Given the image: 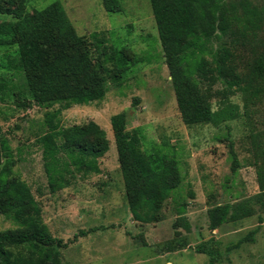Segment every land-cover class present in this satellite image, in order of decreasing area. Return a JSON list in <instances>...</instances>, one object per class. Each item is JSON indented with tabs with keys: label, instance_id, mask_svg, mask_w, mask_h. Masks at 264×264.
<instances>
[{
	"label": "rangeland",
	"instance_id": "rangeland-1",
	"mask_svg": "<svg viewBox=\"0 0 264 264\" xmlns=\"http://www.w3.org/2000/svg\"><path fill=\"white\" fill-rule=\"evenodd\" d=\"M57 1L79 35L102 33L108 45L125 48L142 60L103 101L61 110L55 124L71 127L95 122L106 132L110 150L100 159L81 157L96 171H75L69 187L51 193L36 139L49 131L47 115L62 107L35 105L25 88L17 46L0 47V78L9 83L10 94L5 101L0 99L2 137L11 147L13 176L30 187L51 235L68 243L60 249L61 264H264V208L255 201L264 181L260 174L264 172V95L249 106L246 115L245 95L237 92L230 97L239 106L235 120L220 126H187L149 0H120L122 12L107 11L103 0H23L29 14ZM226 1H247L263 18L260 31L245 35L240 30L234 36L213 39L210 46L214 50L230 46L238 73L247 77L251 65L264 59V0ZM21 2L0 0V23L13 21L12 12ZM223 88L221 83L214 86L216 91ZM220 99L212 100L215 111L221 107ZM122 112L127 115L128 130L137 129L144 136L145 152L162 151L157 146L166 145L168 152H163L177 157L183 174L182 185L153 223L135 221L129 208L111 125L112 116ZM230 143L240 161L236 174L231 168ZM6 164L3 158L0 169ZM250 199L253 216L218 229L210 227L212 208ZM181 203L187 204L182 217ZM17 228L15 220L0 213V232Z\"/></svg>",
	"mask_w": 264,
	"mask_h": 264
},
{
	"label": "trees",
	"instance_id": "trees-1",
	"mask_svg": "<svg viewBox=\"0 0 264 264\" xmlns=\"http://www.w3.org/2000/svg\"><path fill=\"white\" fill-rule=\"evenodd\" d=\"M149 1L184 124L220 126L235 120L239 106L233 105L230 97L237 92L245 95L248 115L249 106L264 95V59L255 61L247 77H242L230 46L216 50L210 46L213 39L234 36L240 30L245 35L260 31V11L247 1ZM103 4L109 12L123 10L120 0H103ZM12 13L13 21L0 23V47L17 46L25 88L35 105L62 107L47 115L49 131L36 139L43 152L48 189L56 193L72 184L75 171H96L81 157L100 159L110 150L106 132L95 122L59 127L55 124L57 116L62 109L103 101L113 87L122 86L129 70L142 60L125 48L108 45L102 33L79 35L61 2L29 14L22 0ZM218 83L224 85L221 91L214 89ZM8 90L9 83L0 78L3 101L10 97ZM217 97L221 107L215 111L212 100ZM111 125L131 214L142 224L156 222L165 202L183 183L179 161L163 152H168L166 145L157 146L163 147L162 151L145 152L144 136L137 129L128 130L125 112L112 116ZM230 153L236 174L240 161L233 143ZM11 157L0 125V165L3 158L7 161L0 169V213L19 225L0 232V264H61L60 249L68 243L51 235L30 187L13 176ZM260 174L264 177V172ZM255 201L264 208V181ZM251 203L252 199L212 208L210 227L218 229L229 221L253 216ZM178 210L184 216L187 204L181 203Z\"/></svg>",
	"mask_w": 264,
	"mask_h": 264
}]
</instances>
